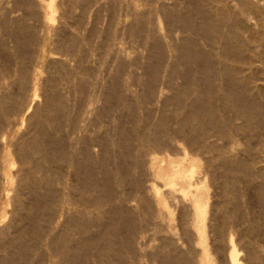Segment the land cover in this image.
<instances>
[{
	"label": "bare ground",
	"instance_id": "bare-ground-1",
	"mask_svg": "<svg viewBox=\"0 0 264 264\" xmlns=\"http://www.w3.org/2000/svg\"><path fill=\"white\" fill-rule=\"evenodd\" d=\"M29 1H31V0H29ZM150 1H148V2L150 3ZM234 1H236V0H234ZM252 1L251 0H238V2H239L238 4H240V5H238L236 3L237 7L241 6V8L238 7L237 10H235V8H233L235 6H231L233 4V2H232V4H230L231 3L230 0H187L188 7H186L187 8L186 12H180L179 11L178 13H176V11H175L174 15H173L172 12H170V13H172L174 22L181 21L180 24L183 25L181 27H184V29L187 31V34L191 35L189 37H185L184 39H182V37H181L182 42H180L179 46H178V42L181 41V40H179L176 43L177 47H175V50H176L177 53L174 51V55L176 53L175 57L176 58L178 57L177 65L176 66L173 65V69L171 68L172 71L168 72V74H170V77L172 78L171 80L179 78L180 81H181L180 85L176 88V90L178 91L177 95H175V96L172 95V98L168 99L167 102H166L168 107H171L170 109H173V112L170 113V111H169L168 115H165V116L163 115L161 117V119L157 121V124L154 125L153 129H151V128L150 129H146V127H143V128H145V130H147L151 134H148L146 131L144 132V130L143 131L140 130V132L142 131L141 133L140 132L139 133L137 132V134L135 133L134 137H133L132 133H130L128 131L122 130L121 133H118L120 136H119V138L117 137L118 138L117 142L119 141L120 137H123L122 138L123 142L121 143L122 148H119V150L120 149L121 150H120V152H118V154L114 152L115 154H117V156H115L116 158H115V160H114V162L112 164H109L110 160L108 158V154H109V152L111 150H113V151L116 150L117 145H115L116 147L111 146V145H113L116 142L111 143V141H110L111 144L109 145V143H108L109 146H106L107 142H106L105 146L100 145V146H102V149L100 151L101 154L99 155L97 153L98 151L97 152L91 151L92 147H94L92 145V143H94L96 140L94 139L95 141L93 142L92 141L93 139L91 140L89 137H88L89 139L86 138V136L89 133H87V135H86L81 130L82 128L80 129V131H82L85 134V137L84 138L80 137L81 139L79 141L78 140H74L75 139L74 135L71 137L73 139H69V140H68V138L65 139V137H66L65 135L63 137H62V135L59 136L61 134L60 133L61 131L59 132V130L61 129V127H63L64 124H66V126H65V128L67 127L66 129H68V128L71 129V127L72 128L76 127L74 125H75V119H77V117L76 118H74L75 116L72 117V115L75 112L71 115L70 110H69L70 107H69L68 103L66 102V98L63 96L62 93H60L61 91L60 92H58L59 90L57 91V89H58L57 86H59L60 83L57 85V83H58L57 79L56 80L53 79L55 76L53 78L50 77L53 80H55V81L52 80L54 82V85H53V87L51 85L52 89L49 90L50 92L47 91L49 93L42 94V95L45 96L44 105L41 108L42 109V113L37 115V116L34 115L35 113H33L32 116H29L30 118L28 117L29 120L30 119L33 120V122L30 120V123L33 126H32L31 130H28V133L25 132V133H27V136L23 135L20 138L19 136L17 137V135H16V138H19L16 142L15 141L13 142L11 139L7 138L6 139L7 141H5L6 143H4L3 139H4L5 136H4V132L3 131H4L5 127L10 125L9 123H7L8 121H6L8 115L11 116L10 113H14L15 116L19 115L20 118H21V115H22L21 122L26 120V119H24V117L27 115V114L25 115V113H27L28 110L30 109V107H32L31 104H33L34 103L33 100L36 99V98H34V96L36 95V90L38 89L37 86H35V87L33 86L34 87V89H33L34 91L33 92L30 91V92H32L33 98L30 99V95H29L28 96L29 97V101L28 102L25 99H23V93L22 92L24 90H26V88L29 86L27 83L32 81V80H29L31 78V77L29 78V75H28V69L29 68L26 70L27 66H26L25 63H27V62H24L25 59H26L24 56L27 55V53L25 54L24 51L26 50V47L28 48V44H27L26 47L23 46L25 48V50H23V49L21 50L18 47V44L21 42V41L19 42V40H17L19 37L15 39V40H17L19 42L16 45L17 48L20 51H23V52L19 53V55L22 53V55H20L19 59L17 57V60H19V61H17L18 62V64H16L17 66L15 68L13 67L12 70H10V67H9L8 70L10 72L8 73L7 76H5L6 74L4 76H5V78H12V82L11 81L10 82L13 85L14 84L17 85L18 88H16V89H18V92L10 93L8 91L9 93H3L2 92L0 94V110H2V112L1 111L0 112H1V114H3L0 117L2 119V120L0 119V144L2 146V148L0 147L1 148L0 149V224H3V221L5 220L4 218L6 216L10 215V214H8V212H9L8 208L11 207V205L14 206L13 208H16L15 212H13L15 214V216H17L19 218L18 220L17 219L16 220L18 221V223H19V220L21 222L19 225L16 222L17 224H15V226H17V225L20 226L22 224L23 220H28L31 223H29L27 221L28 222L27 225H24V227H22L21 229H17V230H16L15 227H14L15 230H13V228L11 227L12 228L11 232L8 230V227H6L7 225L5 226L4 225L5 223L3 224L5 226V229L2 228L1 231H0V264H39L37 258H38V255L41 253V251H40L41 249L40 248L43 245L46 244V243L44 244V243L40 242L39 237L42 236V235H40V233L44 231V230L42 231V229L46 226L45 225L46 224L45 221L47 219L50 220V214H53L52 217L54 216V212L51 213L53 208H54L55 211L59 209L55 205L62 206L63 204L60 205V203H63V202L74 203L75 205H77L76 208H78V205H80V207L78 208L79 209L78 210L79 215L77 217L74 216L75 217L74 218L73 215H71L72 212H70L69 214H66L67 213V210H66L67 208L65 209L66 213H64V214L69 215V218H68V216H67L68 219L66 218L68 220V222H65L66 219H64V221H63L64 225H66L65 230L62 233H59V234L57 233L58 234L57 236L56 235L49 236L50 238L48 240V243L46 244L47 247L45 245V247L47 248L46 250H48V251L45 250L47 253L45 251L43 252V254L46 253L47 255L45 254L46 257L43 256V258H40V259L46 258V260H47L46 264H137L138 262H136V256H137V252L139 250L137 251V248H136L134 243L135 242L138 243L139 240L141 241V238H139L138 241H136L137 239L135 240V238L137 237V236L135 237V234H138L139 231L136 233V228H135L136 226L134 224L135 223L134 220L139 218V217H137L138 215L136 216L137 218L133 217L134 220L131 219L132 222H130L129 221L130 218L125 213H123L125 211H120L118 209H115V207L112 206L113 202L110 203V201H111V198H112L113 189L115 188V187H112V186H114V185H112V178L114 177L116 179V181L120 184V183H123L128 178L129 173H131L134 169H136V168L140 169L141 168L140 169V171H141L142 167H140V166H142V164L138 163V160H140V159H137V158H139V156L141 155L140 157L143 159L142 156H144L145 154L143 155L142 153H144L145 151H147V155L149 154V156L147 158V162L145 163V165L148 166L149 171L151 170L154 179L158 178V179L162 180L161 181L162 185H160V186H162V187L164 186L166 192H165V194H163V192H161L159 185L154 183V179H153V182H152V180L149 181L147 179L149 182H151V184L144 185V186H147L146 187L147 193L149 192L148 194L151 197V199H149V200H152L151 202L154 204V206H152V207H154L159 213L164 212V215H165V216L163 215L164 218L165 217L167 218L169 216L168 212H165V209H166L165 200L168 199V198H170V199H168V201L174 200V196H173V199H171L172 197H169V196H172L171 194H174V192L178 188L177 174L178 175L179 174L183 175V178H185L187 180V186L188 187L185 188V189L180 190V196L179 195L178 196L180 197V199H182V201H183V199L185 200V199L188 198L190 200V202H191V205H189L190 203L188 205H189L190 211H191L190 215H192V217H193V225H192L193 232L191 233L190 230H189V232L191 234L194 233V235L196 237L195 248H197V251L199 252V258L197 259V263L196 264H209L208 248H207V246L205 244V232H204V219H205L206 211H207V209H206L207 208V206H206L207 203H206V200H205V202H204V200H202L203 199V195H202L203 192H205V194H207V185L205 184V182H206V179H208V177L210 178L209 180H211L212 179V175H214V177L215 176L217 177V175H218V177L220 175L222 176L221 180H219L218 177H217V180H219V182H218L219 184H217V185H219L218 188L221 190L220 191V194L222 193L221 196L223 195V200H221L222 205L219 204L222 207L221 206H218V207L216 206V207L219 208L218 212L221 211L220 208H223V209L225 208L224 210L222 209V211H226L227 210L228 213L225 212L227 214L226 215V218H227L226 220L232 219L231 221H233V222L236 221V220H240L238 218H241V216L243 214L238 216L237 215L238 214L237 211L239 210V213L243 212L242 210L244 208L243 209L241 208L240 205H242V203L240 201L244 199L243 198L244 194H247L248 197L251 199V202L253 203L252 206L254 205L258 209L257 210V214H254V212H253V214L250 215L251 217L249 215H247V216H249V220L248 221H250L251 225H253V223H259L260 227H261V224L264 225L263 224L264 223V167L261 166L262 164L261 165L257 164L258 167L255 166L256 167V168L254 167L255 170L252 168L254 165H256V162L258 163L260 161L259 158L264 153V151H263L264 150V143H262V141H261V134L262 133L264 134V132H262V131H264V121H263L264 117H261V113H262L261 107H263L264 104H263V106H260L259 105L260 103L258 104V102H257L258 100L256 99V96L259 97L258 96L259 94L260 95L262 94L264 96V87L262 85L259 87L258 86L259 83L256 85V83H257L256 81L260 80V71H261V74H264V31L262 32V29H261V31L257 30L258 32H262L263 33L262 36L258 38L259 33H257V35H255V36H257V38L256 37H253V38L249 37L248 39H243L242 38V34H240L241 31H239V30H243L244 28H246V26H248L247 23L250 22V20L247 23L245 22L247 20L245 15H247V16L252 15V14H250V12L252 13V11H254L255 8L257 7V6H255L252 3V5H254V7H255V8L253 7L254 9H252V7H251L252 5H250V2H252ZM73 2H75V1H73ZM133 2H134V0H133ZM228 2H230V3H228ZM258 2H255V4L258 3ZM160 3H161V1H160ZM174 3H175V1H174ZM53 4H54V0L48 1L49 9H50V7L52 8ZM184 4H186V3H184ZM161 5H162V3H161ZM172 5H173V3H172ZM1 6H3V4ZM36 6H37V4H36ZM85 6H86V4H85ZM157 7H159V6L157 5ZM165 7L163 6V8H165ZM261 7H263V6H261ZM73 8H75V7H73ZM171 8H173V6H171ZM109 9H110V7H109ZM165 9H163L162 13H164ZM157 10H159V9L157 8ZM257 10H259V8ZM261 10H264V8L261 9ZM71 11H72V8H71ZM166 11H168V10L166 9ZM246 12H248V14H246ZM254 14L255 13H253V15H252L253 17L255 16ZM263 14H264V12H263ZM167 15H169V14H167ZM167 15H166V18H167ZM242 15L245 16V18L241 17ZM257 15H260V14L257 13ZM142 16H144V13H142ZM163 17H165V16H163ZM170 17L171 16H169V18ZM240 17L243 18L242 21H244V19H246L244 21V23L246 24L245 27H244V23L241 21ZM259 17H258V20H260ZM83 18H85V17H83ZM93 18H95V17H93ZM145 18H147V17L145 16ZM232 18H236L237 20L234 21ZM252 18L250 17L248 19H252ZM46 19H50V16H46ZM197 19H199V22L196 21ZM98 20H96V21H98ZM148 20H150V19H148ZM171 21H173V20H171ZM261 21H262V18H261ZM136 22H137V20H136ZM170 22H169V24H172V22L171 23ZM263 22H264V19H263ZM16 23H17V21H16ZM20 23H21V21L18 22L17 24L19 25ZM258 23H260V22H258ZM175 24H178V26L180 27L179 23H174V25L172 24L173 27L171 26V29L175 28L174 27ZM20 26H21V24H20ZM249 26H251V25H249ZM22 27H24V25ZM148 27H149V31H150L151 27L150 26H148ZM17 28H18V30L19 29L21 30V27L19 28V26H18ZM158 28H160V26ZM158 28H156V29L158 30ZM177 29H179V28H177ZM146 30H148V28ZM159 30H160L159 31V33H160L161 29H159ZM180 30L179 31H175V33H178V32L180 33ZM167 31H169V30H167ZM252 31H253V29H252ZM113 33H114V31H113ZM157 33H158V31H157ZM172 33H174V32L172 31ZM182 33H184V32H181V35H183ZM8 34H9V32H8ZM10 34H11V32H10ZM105 35H106V33H105ZM156 35H158V34H156ZM169 35H171V33ZM185 35H183V37ZM193 35L198 36V40L205 39L204 41H207V43H208V49H204L203 50L200 47L201 44L199 46L198 43H197L198 42L197 39H196L197 37L194 36L195 37L194 38ZM202 35L204 36V38H202L203 37ZM4 36H6V35H4ZM24 36H26V35H24ZM27 36H28V34H27ZM112 36H111V38H112ZM165 36H167V35H165ZM243 37H244V32H243ZM157 38L159 39V37H157ZM168 38L169 37H167V39ZM217 38H219L218 40L221 41V46L220 47L217 46L218 48H215V44L217 43L215 41H216ZM246 38H247V36H246ZM30 39H32V37ZM30 39L28 38V40H27V37H25L23 39V41L27 40L28 42H30L29 41ZM106 39H108V38H106ZM27 41L26 42L24 41V42L27 43ZM159 41H160V39H159ZM254 41H256L257 44H255L256 42L254 43ZM145 42H147V41H145ZM22 43L23 42H21L20 44H22ZM25 43H23V45ZM252 43L255 44L254 46L257 45L256 46L257 48L256 47L254 48V46H252ZM163 45H165V44H163ZM168 45L169 44H167V46ZM171 46H172V48H174L173 45H171ZM168 47H170V46H168ZM172 48L170 47L171 51L173 50ZM214 48L216 49L215 50V54H214ZM18 51L17 52L14 51V52L18 53ZM70 51L72 52V50H70ZM87 51H89V50H87ZM151 51L154 52V53H152V55H154L152 57H156L158 59L161 58V57H159V53L162 52V51L159 49L158 45L154 44V50H151ZM5 52H7V51H5ZM26 52H28V50H26ZM80 52H81V50H80ZM244 52H246V53L244 54ZM82 54H83V52H82ZM15 55H18V54H15ZM0 56H2V53L0 54ZM2 58L5 59L4 57H2ZM70 58H72V57H70ZM87 58H90V57H87ZM30 59H31V57H30ZM158 59L157 60L155 59V60L160 62ZM171 59H172V57H171ZM27 60H28V58H27ZM90 60H92V59H90ZM61 61H63V60L61 59ZM256 61L262 63V64H260L261 67L258 66L261 69H257L258 67H255L254 65H252V63H256ZM1 62H3V61H1ZM4 62L6 64L7 59H5ZM4 62H3V65L5 66ZM76 63L78 64L79 62H76ZM63 65L61 63L60 66L62 67ZM88 65L90 66V64H88ZM180 65H181L182 69H180V67H179ZM257 65H258V63H257ZM4 66H2V67H4ZM25 66H26V68H25ZM6 67H8V66H6ZM64 67L66 68V66H64ZM5 68H3V69L1 68L2 70L0 69V71H1L0 73H2ZM157 68H159V67H157ZM163 68H164V66H163ZM5 70H7V68ZM5 70H4V72H6ZM8 70H7V72H8ZM67 70H71V69L67 68ZM67 70L65 71L66 72L65 75H64L65 77L69 76V74H68L69 71H67ZM60 71H61L60 75L64 73L62 70H60ZM152 71H153V68H152ZM155 71H156V69H155ZM67 74H68V76H67ZM77 75H79V74H76L75 76L77 77ZM2 76H3V74H2ZM68 78H67V80H68ZM72 78H75V77H72ZM72 78H70V79H72ZM79 78H77V80ZM168 78H169V76H168ZM32 79H34V78H32ZM58 79L66 80L63 76L58 77ZM109 80H112V79H109ZM152 80H154V79L152 78ZM80 81H82V79ZM125 81H127V79H125ZM254 81H255L254 85H256L257 88L255 86H253V87L251 86V82H252V85H253ZM36 82L37 81H35V85H36ZM116 82L118 83V81H115L114 84ZM147 83H149V82H147ZM32 84H34V83H32ZM79 84H80V82H79ZM67 85H68V83H67ZM75 85H76V83H75ZM146 85H148V84H146ZM174 85H173V87H174ZM95 86L97 87V85H95ZM102 86H104V85H102ZM117 86H119V85H117ZM121 86L123 87V85H121ZM6 87H7V85H6ZM112 87H110V88H112ZM254 87H255V89H254ZM62 88L59 87V89H61V90H62ZM68 88H69V85H68ZM70 88H72V87H70ZM134 88H136V87H134ZM151 88H153V87H151ZM170 88H171V86H170ZM96 89H98V88H96ZM91 90L95 91L93 89H91ZM118 90L116 89L115 91L117 92ZM14 91H16V90H14ZM98 91H99V89H98ZM108 91H110V90H108ZM119 91H121V90H119ZM152 91L154 92V89ZM25 92H24V94H25ZM159 92L162 93V91H160V90H159ZM76 93H77V91H76ZM91 93H93V92H91ZM114 93H112L113 97H114L113 99H118V100L120 99L122 101L123 98L121 99V97L119 96V94H121V93L118 94L119 98ZM126 93H127V91H126ZM27 94H28V92H27ZM94 94H96V93H94ZM105 94H106V92H105ZM112 94H110V97H111ZM160 94L158 93V97L157 96L156 97L159 98ZM155 95H157V94H155ZM81 96L82 95H80V97ZM99 96H98V98H99ZM105 96H104V98H105ZM24 97H27V96H24ZM85 97H86V94H85ZM260 97H259V99H260ZM98 98H97V100H98ZM125 98H126V96H125ZM144 98H142V99H144ZM166 98H168V97L166 96ZM262 99H260V100L262 101ZM22 100H25L26 103L22 102ZM90 100L93 101V99H90ZM90 100L87 99V102L90 103L91 102ZM85 101L86 100H84V102ZM147 101H148V99H147ZM123 102H125V101H123ZM148 102H151V101H148ZM76 103L77 102L75 101V104ZM107 103L108 102H105V104H107ZM109 103L106 106H109L110 105ZM111 103H113V102H111ZM125 103H127V101ZM72 104H73V102H72ZM75 104H74V106H75ZM86 104L87 103H85V107H86ZM102 104H103V100H102ZM113 105H114V103H113ZM115 105H117V104H115ZM126 105L128 106V104H126ZM82 106H83V103H82ZM88 106H89V104H88ZM122 106L123 105H121V108H122ZM1 107L3 109H1ZM115 107H117V106H115ZM79 108H81V107H79ZM109 108H111V107H109ZM121 108H120V111L122 110ZM125 108H123V109H125ZM130 108L131 107H129V109ZM102 109L103 108H101V111H102ZM106 110L107 109L105 108V111L103 110V112L106 113ZM162 110H164V109H162ZM92 111H94V110H92ZM101 111H100V113H101ZM132 111H133V109H132ZM17 112H19L21 115L19 113L16 115L15 113H17ZM95 112H96V110H95ZM76 113H78V112H76ZM82 113H84V112H82ZM98 113H99V111H98ZM128 113H130V112H128ZM263 113H264V109H263ZM106 114H109V112H107ZM137 114H138V112H137ZM78 115H80V114H78ZM101 115H103V114L101 113ZM131 115H132V113H131ZM76 116H77V114H76ZM107 116L108 115H106V118H108ZM115 117L117 118V116H115ZM14 118L15 117L12 116V120L19 122L20 118H19V120L14 119ZM17 118H18V116H17ZM142 118L144 119V117H142ZM145 118H147V117L145 116ZM78 119L81 121L80 118H78ZM111 119H110V121H111ZM170 119L174 120L172 122L175 124L174 126H176V128H177L176 132H178V134H180L179 137L182 138V140H181V138H178L179 141H183L184 144H183V142H182V144L185 147H187V146L188 147L189 146L190 147H192V146L196 147L197 146L196 147L197 149L195 148L196 151L200 149L199 150L200 152L199 151H197V152L195 151V154H197L198 156L203 158L202 160H205L204 163H206L205 166L203 167L202 171H201V173H202L201 181H200V176L197 175L199 173L198 162L195 160L196 159L195 157H192L191 155H189L191 157L188 156V152L189 151L186 152V149H188V148H184L183 146H181V149H183V150L181 151L180 157L178 159H174V158L165 159L166 157L165 158L161 157V156L157 157L156 155L152 154L155 151L157 152V150H159V149L160 150L161 149L166 150L165 147L168 146V144L166 142V140L168 139L167 135L169 134V131L171 129V126L169 127V125L167 124L166 121H168V123H169ZM237 119L241 120V121H239L240 123L239 122L235 123V121H237ZM144 120H147V119H144ZM83 121H84V119H83ZM97 121H99V120H97ZM100 121H101V119H100ZM103 121H105V120H103ZM129 121H130V119H129ZM4 122H6V125L3 126ZM63 122H64V124H63ZM82 122L81 123L79 122V123L82 124ZM119 122H121V121H119ZM145 123H146V121H145ZM22 124L20 123L21 126H22ZM96 124L98 125L99 123H96ZM89 125H91V124H89ZM148 125L145 124V126H147V127H148ZM10 126H12V125H10ZM78 126H81V125H77L76 128H78ZM131 126H133V125H131ZM99 127H100V125L98 127H96V128H99ZM15 129H18V128L15 127ZM86 129L88 130V125H87ZM86 129H83V130L85 131ZM125 129H129V128H125ZM9 130H10V128H7V130H6L8 132V135L13 134V133H9ZM11 130L14 131V129H11ZM77 130L78 129H76V134L78 133ZM17 131H19V129ZM94 131L96 132V134H99V135L101 133V132L97 133L98 131H96V130H94ZM246 131L247 132L249 131V132L257 133L256 136H258V139H259L258 142H257V147L258 148L256 147L257 151L255 149V151H256V153L258 155L259 161L257 159L256 162H251V163H254V165L252 167H250L252 164L250 166L248 164H245L246 160L243 162L241 158H240L241 161L238 160L237 162H234L235 159L234 160L231 159L230 161H228V156L225 155V154H227L225 152V150L228 149V150L231 151V150H233V148L229 149V148L224 147L223 145H219L220 149H221V146L225 148V150H222V149L220 150L219 147H217L218 145H215V143L213 144L212 142L210 143L207 140V136L210 137L212 135L213 136L217 135L219 139H223L224 141L227 140L226 142H230L229 140H231L233 138L236 139V136L237 137L239 136L238 134L242 135L243 133H246ZM116 133H117V131H116ZM162 133L164 135H162ZM15 134H17V133H15ZM248 134L250 135L251 133H248ZM248 134L246 136H248ZM149 135H151V136H149ZM174 135L175 134L173 132H171L169 136H174ZM100 136L104 137L106 135L103 133V135H100ZM111 136H113V135H111ZM254 136H255V134H254ZM11 137L13 139V135ZM94 137H96V135ZM132 137L134 138L135 141L138 142V145L136 146L137 147L136 151H134L132 149L134 151V153H132L130 151V149H131L130 147L132 146L130 144L131 143L130 141H132V140H130V139ZM166 137H167V139H166ZM251 137H253V136L250 135L249 138H251ZM96 138L100 139L101 137L100 138L96 137ZM243 138H244V136H243ZM245 138H247V137H245ZM106 139H108V138H106ZM175 139H177V138H175ZM235 139H233V141L231 140L232 142H234V144L236 142ZM99 141L101 142V140H99ZM244 142H246V141H244ZM232 144L233 143H231L230 145H232ZM103 145H104V143H103ZM247 145L249 146V143ZM10 146H12L11 147L12 150L10 149ZM110 146L113 147V148L111 149ZM133 146H135V145H133ZM177 147H179V145ZM230 147H235V146L232 145ZM177 149H179V148H177ZM192 149H194V148H192ZM235 150H237V149H235ZM113 151H111L110 154H112ZM92 152L97 153L98 155L93 154ZM191 152L192 151H190V153ZM192 154H193V152H192ZM243 155H244V153H243ZM229 156H230V158H232L231 155H229ZM110 158H112V155H111ZM163 161H166V165L161 164V163H163ZM231 161H233V162H231ZM249 161H251V160H249ZM247 163H249V162H247ZM16 164H17V166L14 167V165H16ZM62 164H64L63 166H65V168L67 170L70 169V171H71L70 173H72L73 175L76 176L77 179L72 177V178L76 179L75 180L76 182L75 181L72 182V181H69V180L66 179L67 178L66 176L69 175L70 173H68V174L66 173L67 175L65 176V173L62 170ZM202 165H204V164H202ZM110 167L112 169H110ZM138 167H140V168H138ZM14 169H15V171H14ZM151 172H149V173H151ZM149 177H150V174H149ZM68 179H69V177H68ZM129 179L130 178H128V182H129ZM133 179H134V177H133ZM140 181H142V180H140ZM241 181L245 182V185H242L244 188L240 187V184L242 183ZM255 181H257V182H255ZM125 182H127V181H125ZM209 182L210 181H207L206 183H209ZM212 182H210V183H212ZM239 182H240V184H239ZM142 184H143V182H142ZM183 184H184V182H183ZM133 185L135 187H137V190H135V192H140L141 185H139V178L138 177L135 180H133ZM212 186H214V185H212ZM60 187H62V189H65V190L64 191H59ZM219 189H218V191H219ZM131 190H133V188H131ZM11 191H13L14 193L11 194L12 193ZM60 192H62V193H60ZM75 192L79 193V196H77L78 194L76 195ZM125 193H128V192H125ZM147 193H145V194L148 195ZM166 193H168L170 195L166 196L167 198L164 200L165 197H163V196L166 195ZM21 194H23V196H21ZM145 194H143V196L139 195V194H138L139 196L138 195H136V196H138L139 203L141 205H143V209H145V211L147 212L148 209H146V198H145L146 196L144 197ZM149 196H147V198H149ZM176 196H177V194H176ZM178 196H177V199H179ZM126 198H128V197H126ZM246 198H247V196L245 197V199ZM114 199H116V198L114 197ZM118 199H120V198H117V200ZM149 200L147 201V204H149L148 203ZM127 201H128V199H127ZM248 201H250V200L248 199ZM248 201L245 200V203L246 202L248 203ZM239 202L241 203L240 205H239ZM3 203L4 204L7 203V205L8 204H11V205H8L9 207H7L5 209V207L2 206ZM104 204L107 205L106 206L107 207L106 210L103 211L101 209L103 211V212H101V214H102L101 216H103V213H104L105 217H106L104 221H100V223H98V222H94V219H92L93 223H91L92 222L91 218L89 220L86 219V218L83 219L82 216H86L87 215L85 213H87L88 211L87 212H85V211L88 210V208H87L88 206L89 207L93 206V208L95 207V208L99 209V207L101 205L104 206ZM130 204H131V202H130ZM170 204H171V202H170ZM170 204H168L169 208H171V206H169ZM121 206H122V204H121ZM147 206H150V205H147ZM178 206H179V204H178ZM178 206H176V207H178ZM124 207H125V205H124ZM126 207H129V206H126ZM238 207H240L242 210L239 209ZM60 208L62 210H64L63 208H65V206H62ZM76 208L74 209V211H76ZM93 208H91V209L93 210ZM117 208H118V206H117ZM135 208H136V206H135ZM141 208H142V206H141ZM84 209H85V211H84ZM97 209H94V212H96V214L98 213ZM21 210H23L24 212L21 213ZM72 210L73 209H71V211ZM121 210H122V208H121ZM129 210H131L130 207H129ZM152 210H154V209H152ZM240 210H241V212H240ZM248 210H247V213H252V210H250V209H248ZM12 211H14V210H12ZM12 211H10V212L12 213ZM135 211H137V210H135ZM180 211H182V210H180ZM59 212H61V211L60 210L58 211V215H59ZM62 212H64V211H62ZM129 212H133V211H129ZM211 212H213V211H211ZM90 213H92V212L90 211ZM214 213H215V211L213 212V214ZM221 213H223V212H221ZM55 214L57 215V213H55ZM129 214H131V213H129ZM137 214H139V213H137ZM244 214H245V212H244ZM159 215L160 214H158V216ZM222 215L223 214H221V216ZM161 216H162V214H161ZM161 216H159V217H161ZM184 216H185V214H184ZM184 216H183V218H184ZM221 216H220V218H222L221 219L222 222H220V221L219 222L221 224L222 223L225 224L224 223V222H226V221H224L225 220L224 219L225 215H223L222 217ZM64 217L61 216V218H64ZM88 217H89V215L87 216V218ZM6 218H8V217H6ZM61 218H60V220H62ZM244 218H246V215H244ZM244 218L242 217V220H244ZM55 219H56V216H55ZM95 220H99V219H96V217H95ZM54 221H56V220H54ZM135 221L137 222V220H135ZM244 221H247V220H244ZM47 222H49V221H47ZM60 222H62V221H60ZM138 222H139V220H138ZM138 222L136 224H138ZM177 222H178V220H177ZM207 222H208V220H207ZM184 223H185V221H184ZM226 223H229V221H227ZM25 224H26V222H25ZM180 224H181V222H180ZM93 225H95L94 228L95 227L97 228L96 231L93 228L94 231L97 232V233L95 235H90V233L92 232V230H90V228ZM189 225H191V223H189ZM2 226H0V227H2ZM51 226H53V225H51ZM166 226H167V230L169 232H171L169 224H167ZM182 226H184V225H181V227ZM214 226H216V227H214ZM47 227H50V226H47ZM63 227H61V228H63ZM181 227L178 228V229H181ZM186 227L188 228V225H185V229H187ZM211 227H212V224H211ZM213 227L214 228H212V229H214L216 231V234L221 235V231L223 230L222 226L215 224V225H213ZM256 227H257V225H256ZM17 228H19V227H17ZM234 228H235V226H234ZM253 230H254V228H253ZM250 231L254 232L255 230L252 231V228H251ZM13 232H15V233H13ZM178 232H180V231H178ZM186 232H188V229L186 230ZM223 232H224V230H223ZM259 232H261V231H259ZM48 233H50L49 230H48ZM139 233H141V232H139ZM144 233H146V232H144ZM239 233H241V232H239ZM46 234H47V232H46ZM54 234H56V233H54ZM92 234H94V233L92 232ZM251 234H254V233H251ZM259 235L264 236L263 233H259ZM208 237H209V235H208ZM224 237L226 238V236H224ZM44 238H45V235H44ZM187 238H188V235H187ZM46 239H47V237H46ZM46 239H44V240H46ZM154 239H155V237H154ZM217 239H218V237L216 238V240L214 238V241H216L215 242L216 243L215 252H216V250H218L219 253H220L221 251L224 250L223 248L225 246L226 255L225 256L222 255L223 257H226L225 262H227V264H240L239 263V258L240 257H239V250H238V248L240 246H238V248L236 247V245L234 243V240L232 239L231 234L228 236L226 242L224 241L225 239L224 240L222 239V237H220L218 240ZM44 240H43V242H45ZM149 241H148V243H149ZM188 241L190 242V240H188ZM209 241H210V239H209ZM222 241L224 243H222ZM253 241L254 240H252V242H250V243L248 241L247 243H249L251 245V243H253ZM40 243L43 244V245L40 246L41 245ZM178 243H180V242H178ZM220 244L221 245L223 244V247L220 246ZM143 245L145 246V244H143ZM159 245L157 246L158 248L156 250H154V253L152 255H154L156 257L155 259H157V257L160 259V264H191L188 261V258H189V257H187L188 253H185V252L178 253L177 252V254H175L174 256L173 255L171 256L168 253V251H167L168 250V248H167L168 244L165 243L164 245L162 244V246H159ZM245 246H248V245L246 244ZM252 246H253V244H252ZM252 246L249 247V248L247 247L246 249H243V250L246 251L245 257L248 258V261L254 262V264H264V256H261L260 254L258 255L257 254L258 251L256 252V248L255 249L253 248L255 246H253V247ZM241 247H242V245H241ZM241 247L239 249H241ZM43 248H42V250H43ZM141 248H143V247H141ZM89 250L90 251L92 250L91 254L88 253ZM184 250H185V248H184ZM143 251H144V249L142 250V252ZM218 251H217V254H218ZM139 252H141V251H139ZM225 252H224V254H225ZM147 253H149L148 250H147ZM88 254H90V255H88ZM145 254H146V252H145ZM213 254H211V255H213ZM221 254H223V253H221ZM40 255H42V254H40ZM139 255H140V253H139ZM142 255H144V254H142ZM150 255L151 254H148V256H150ZM192 255H191V258L193 257ZM144 256H146V255H144ZM154 256H152V257H154ZM214 256L216 257V255H214ZM215 257H214V259H215ZM223 257H221V258H223ZM145 259H147V256H146ZM149 259H151V258H149ZM145 261H142V262H145ZM139 262H140V259H139ZM155 263H156V261H155ZM157 264H158V261H157ZM224 264H226V263H224Z\"/></svg>",
	"mask_w": 264,
	"mask_h": 264
},
{
	"label": "rangeland",
	"instance_id": "rangeland-1",
	"mask_svg": "<svg viewBox=\"0 0 264 264\" xmlns=\"http://www.w3.org/2000/svg\"><path fill=\"white\" fill-rule=\"evenodd\" d=\"M34 1V2H33ZM48 1H50V0H31V1H27V0H0V52L2 53V56H0L1 58V60H0V67L3 69V68H5L6 66H8V67H6L7 68V70L9 69V67H10V70H12V68L14 67H16L17 65L16 64H18V62L17 61H19V60H17V57H18V59L20 58V55H22V53L19 55V53L20 52H23V51H20L19 49H23V50H25V48L24 47H26L27 46V44H28V48L26 47V50H28V52H26V50L24 51L25 52V54L27 53V55H25L24 57L26 58L25 59V61L24 62H27V63H25L26 64V66H27V68H26V66H25V68H26V70L28 69V75H29V80H32L31 82H28L27 84L29 85H27L28 87L26 88V90H24L22 93H23V99H25L27 102L29 101V95H30V99H32L33 98V96H32V92L34 91L33 89H34V87L35 86H37V90H36V95L34 96V98H36L35 100H33L34 101V103L33 104H31L32 105V107H30V109L28 110V112L27 113H25V117H24V119H26V120H24V121H22L21 122V118H22V115L19 113V112H17V113H15L16 115L19 113L20 115H21V118H20V116L19 115H17L18 116V118H17V116H15L14 115V113H10V115L11 116H9L8 115V117H7V120L6 121H8L7 123H9L10 125H12V126H7V127H5L4 128V136L6 137H4V143H6L5 141H7L6 139L7 138H9V139H11L13 142L15 141H17L19 138H16V135H17V137L19 136L20 138L23 136V135H26L27 136V133H28V130H31L32 129V124L30 123V120L33 122V120L32 119H28V117L29 116H32L33 115V113H35L34 115H39V114H41L42 113V107H43V105H44V100H45V96L44 95H42V94H45V93H49L50 91L49 90H51L52 89V87H53V85H54V82L53 81H55L56 79H57V85L59 84V86H57L58 87V89H57V91L58 92H60V93H62L63 94V96L66 98V102L68 103V105H69V110H70V113H71V115L75 112H78V113H76L77 114V116H76V114L74 113L73 115H72V117L73 116H75L74 118H76L77 117V119L78 118H80L81 119V121L78 119H75V125L74 126H76L77 127V125H81V126H78V128H72L71 127V129L70 128H68V129H66L65 128V126H66V124H64V122H63V127H61V129L59 130V132L61 133H59L60 135L59 136H61L62 135V137L65 135L66 137H65V139H67L68 138V140L69 139H73V138H71L73 135L75 136L74 138V140H80L81 138H84L85 137V134L87 135V133H89L87 136H86V138H90L94 143H92V145L94 146V147H92V150L91 151H94V152H97L99 155L101 154L100 153V151H101V149H102V146H105V144H106V142H107V144H106V146H109L111 143H114V142H116V143H114L113 145H111V146H113V147H116L115 145H117V147H116V150H111V151H113L112 152V154H110L111 153V151L109 152V154H108V158H109V160H110V162H109V164H112L113 162H114V160H115V156H117V154H118V152H120V150H119V148H122V146H121V143L123 142V137H120V139H119V143L117 142V140H118V138H119V134L118 133H121V131L122 130H124V131H128V132H130V133H132V135H133V137H134V134L136 133L137 134V132L139 133L140 132V130H144V132L146 131L148 134H151V133H149L147 130H145V128H143V127H146V129H153V127H154V125L155 124H157V121L158 120H160L161 119V117L164 115H168V113H169V111H170V113H172L173 112V109H170L171 107H168V105L166 104V102H167V100L168 99H170V98H172V95L173 96H175V95H177V93H178V91L176 90V88L180 85V83H181V81H180V79L179 78H176V79H174V80H171L172 78L170 77V74H168V72H171L172 71V69H173V65L174 66H176L177 65V61H178V57L176 58L175 56H176V50H175V47H177V42L179 41V40H181V37H182V39H184L185 37H189V36H191L190 34L188 35L187 34V31L184 29V27H181V26H183V25H181L180 23H181V21H179V22H174V19H173V16H172V13H173V15H174V13H175V11H176V13H178L179 11L180 12H186L187 11V8L186 7H188V4H187V0H134V2H133V0H54V4H53V6H52V8L50 7V9H49V7H48ZM73 1H75V2H73ZM95 1V2H94ZM114 1V2H113ZM131 1V2H130ZM148 1H150V3L148 2ZM160 1H161V3H162V5H161V3H160ZM164 1V2H163ZM174 1H175V3H174ZM185 1V2H184ZM252 1V0H251ZM260 3H259V2ZM70 2V3H69ZM138 4H137V3ZM140 2V3H139ZM153 2V3H152ZM169 2V3H168ZM183 2V3H182ZM231 2V3H230ZM230 2H228V3H230V4H232V2H233V4L231 5V6H235V7H233V8H235V10H237V8L238 7H240L241 8V6H238L237 7V4L239 3L238 2V0H236V1H232V0H230ZM255 2H258V3H256L255 4ZM26 3V4H25ZM89 5H88V4ZM160 3V4H159ZM172 3H173V5H172ZM178 3V4H177ZM184 3H186V4H184ZM235 3V4H234ZM237 3V4H236ZM252 3L255 5V6H257L256 8L258 9L259 8V10H257L255 7H254V5H252ZM3 4V6H1ZM14 4V5H13ZM20 4V5H19ZM29 4V5H28ZM36 4H37V6H36ZM73 4V5H72ZM85 4H86V6H85ZM127 4V5H126ZM141 4V5H140ZM184 4V5H183ZM259 4V5H258ZM264 0H253L252 2H250V5H252L251 7H252V9H254L255 8V10L254 11H252V13L250 12V14H252L253 15V13H255L254 15V17L252 16V15H250V16H247V15H245L246 16V19H244V21L247 23L249 20H250V22H248L247 24H248V26H246V24L244 23V21H242L243 20V18H245V16H241V17H243V18H241L240 17V19H241V21L244 23V27L246 26V28H244L243 30H239V31H241V33L240 34H242V38L243 39H248L249 37L250 38H253V37H256L257 38V36H255V35H257V33H259V35H258V38L259 37H261L262 36V32L264 31L263 29V27H264V22H263V19H264V14H263V12H264V10H261V9H263L264 8ZM44 5V6H43ZM61 5V6H60ZM157 5L159 6V7H157ZM161 5V6H160ZM167 5V6H166ZM186 5V6H185ZM238 5H240V4H238ZM12 6V7H11ZM31 6V7H30ZM83 6V7H82ZM90 6V7H89ZM163 6L169 11H166V9L165 8H163ZM171 6H173V8L175 9H173V8H171ZM261 6H263V7H261ZM8 7V8H7ZM14 7V8H13ZM27 7V8H26ZM59 7V8H58ZM73 7H75V8H73ZM82 7V8H81ZM109 7H110V9H109ZM151 7V8H150ZM254 7V8H253ZM261 7V8H260ZM71 8H72V11H71ZM157 8L159 9V10H157ZM171 10H170V9ZM184 8V9H183ZM239 8V9H240ZM7 9V10H6ZM29 9V10H28ZM34 9V10H33ZM49 9V10H48ZM99 9V10H98ZM116 9V10H115ZM141 9V10H140ZM146 9V10H145ZM149 9V10H148ZM163 9H165V11H164V13H162L163 12ZM28 10V11H27ZM65 10V11H64ZM67 10V11H66ZM130 10V11H129ZM156 10V11H155ZM173 10V11H172ZM185 10V11H184ZM94 11V12H93ZM111 11V12H110ZM158 11V12H157ZM258 14H260V15H257V13ZM261 11V12H260ZM44 12V13H43ZM48 12V13H47ZM67 12V13H66ZM90 12V13H89ZM110 12V13H109ZM146 12V13H145ZM152 14H151V13ZM160 12V13H159ZM168 12V13H167ZM170 12H172V13H170ZM5 13V14H4ZM86 13V14H85ZM96 13V14H95ZM108 13V14H107ZM116 13V14H115ZM142 13H144V16H142ZM45 14V15H44ZM50 14V15H49ZM124 14V15H123ZM150 14V15H149ZM154 14V15H153ZM167 14H169V15H167ZM246 14H248V12H246ZM8 15V16H7ZM91 15V16H90ZM149 17H148V16ZM165 16V17H163V16ZM166 15H167V18H166ZM257 15V16H256ZM263 15V16H262ZM45 16V17H44ZM46 16H50V19H46ZM62 16V17H61ZM124 16V17H123ZM145 16L147 17V18H145ZM155 16V17H154ZM169 16H171L170 18H169ZM260 16V17H259ZM83 17H85V18H83ZM93 17H95V18H93ZM127 17V18H126ZM252 18V19H248V18ZM258 17L260 18V20H258ZM24 18V19H23ZM30 18V19H29ZM80 18V19H79ZM92 18V19H91ZM124 18V19H123ZM152 18V19H151ZM162 18V19H161ZM197 18V17H196ZM261 18H262V21H261ZM12 19V20H11ZM98 20V21H96V20ZM137 20V22H136V20ZM148 19H150V20H148ZM234 21H236L237 19L236 18H232ZM255 19V20H254ZM2 20V21H1ZM11 20V21H10ZM94 20V21H93ZM148 20V21H147ZM159 20V21H158ZM161 20V21H160ZM169 20V21H168ZM171 20H173V21H171ZM255 22H254V21ZM16 21H17V23L18 22H20L21 21V26H20V24L18 25L17 23H16ZM47 21V22H46ZM87 21V22H86ZM114 21V22H113ZM116 21V22H115ZM172 22V24L174 25V23H179V25H180V27L178 26V24H175V28H172L171 29V26H172V24H169V22ZM197 22H199V19H197L196 20ZM77 22V23H76ZM86 22V23H85ZM123 22V23H122ZM159 22V23H158ZM170 22V23H171ZM174 22V23H173ZM258 22H260V23H258ZM7 23V24H6ZM11 23V24H10ZM81 23V24H80ZM88 23V24H87ZM94 23V24H93ZM96 23V24H95ZM122 23V24H121ZM157 23V24H156ZM80 24V25H79ZM155 26H154V25ZM159 24V25H158ZM263 24V25H262ZM16 25V26H15ZM24 25V27H22ZM83 25V26H82ZM178 27H177V26ZM249 25H251V26H249ZM262 25V26H261ZM10 26V27H9ZM15 26V27H14ZM19 26V28L21 27V30L19 29L18 30V27ZM145 26V27H144ZM147 26V27H146ZM148 26H150L151 27V29H150V31H149V27ZM160 26V28H158ZM162 26V27H161ZM165 26V27H164ZM254 26V27H253ZM154 27V28H153ZM173 27V26H172ZM17 28V29H16ZM35 28V29H34ZM135 28V29H134ZM148 28V30H146V29ZM156 28H158V30L156 29ZM163 28V29H162ZM167 28V29H166ZM170 28V29H169ZM177 28H179V29H177ZM30 29V30H29ZM109 29V30H108ZM159 29H161V32L159 33ZM181 29V30H180ZM183 29V30H182ZM251 29V30H250ZM252 29H253V31H252ZM255 29V30H254ZM261 29H262V32H258V31H261ZM3 30V31H2ZM14 30V31H13ZM17 30V31H16ZM111 30V31H110ZM135 30V31H134ZM167 30H169V31H167ZM180 30V33L178 32V33H175V31H179ZM246 30V31H245ZM258 30V31H257ZM32 31V32H31ZM113 31H114V33H113ZM157 31H158V33H157ZM172 31L174 32V33H172ZM244 32V37H243V32ZM8 32H9V34H8ZM10 32H11V34H10ZM181 32H184V33H182L183 35H185L184 37H183V35H181ZM186 32V33H185ZM253 32V33H252ZM14 33V34H13ZM23 33V34H22ZM105 33H106V35H105ZM154 33V34H153ZM164 33V34H163ZM171 33V35H169ZM256 33V34H255ZM19 34V35H18ZM21 34V35H20ZM27 34H28V36H27ZM115 34V35H114ZM147 34V35H146ZM152 36H151V35ZM156 34H158V35H156ZM4 35H6V36H4ZM24 35H26V36H23ZM33 35V36H32ZM110 35V36H109ZM113 35V36H112ZM165 35H167V36H165ZM178 35V36H177ZM247 36V38H246V36ZM251 35V36H250ZM253 35V36H252ZM15 36V37H14ZM22 38H21V37ZM111 36H112V38H111ZM172 36V37H171ZM197 37L196 39H197V43H198V45L200 46V44H201V48L204 50V49H208V43H207V41H204L205 39H202V40H198V36H196V35H193V37ZM203 36V35H202ZM19 37V38H18ZM25 37H27V40H28V38L30 39L31 37H32V39H30L29 41L30 42H28L27 40H24L25 42L27 41V43H25L24 41H23V39L25 38ZM89 37V38H88ZM157 37H159V39H160V41H159V39L157 38ZM163 37V38H162ZM167 37H169L168 39H167ZM178 37V38H177ZM194 37V38H195ZM16 38H18L17 40H19V42L21 41V42H23V43H25L24 45H23V43L22 44H20L17 40H15ZM22 40H21V39ZM87 38V39H86ZM106 38H108V39H106ZM172 38V39H171ZM202 38H204V36L202 37ZM11 39V40H10ZM36 39V40H35ZM81 39V40H80ZM146 39V40H145ZM177 39V40H176ZM219 38H217L216 39V41L215 42H217L216 44H215V48H218L217 46H221V41L220 40H218ZM84 40V41H83ZM143 40V41H142ZM167 40V41H166ZM12 41V42H11ZM16 41V42H15ZM65 41V42H64ZM88 41V42H87ZM145 41H147V42H145ZM158 41V42H157ZM200 41V42H199ZM80 42V43H79ZM162 42V43H161ZM168 42V43H167ZM180 42H182V40L181 41H179L178 42V46L180 45ZM220 42V43H219ZM256 41H254V43H255ZM2 43V44H1ZM19 43V44H18ZM31 43V44H30ZM86 43V44H85ZM90 43V44H89ZM146 43V44H145ZM18 44V47H19V49L17 48V45ZM65 44V45H64ZM82 44V45H81ZM84 44V45H83ZM153 44V45H152ZM154 44H156V45H158V47H159V49L162 51V52H160L159 53V57H161L160 59H158V58H156V57H152V56H154V55H152V53H154V52H152L151 50H154ZM163 44H165V45H163ZM167 44H169L168 46H170L171 48H172V46L171 45H173V47L174 48H172L173 50L171 51V49H170V47H168L167 46ZM206 46H205V45ZM220 44V45H219ZM255 44H257V42L255 43ZM255 44H253L252 43V46H254ZM2 45V46H1ZM21 47H20V46ZM146 45V46H145ZM203 45V46H202ZM24 46V47H23ZM257 46V45H256ZM256 46H254V48L256 47ZM23 47V48H22ZM3 48V49H2ZM69 48V49H68ZM214 48V54H215V49ZM257 48V47H256ZM6 49V50H5ZM19 51H18V50ZM89 50V51H87V50ZM70 50H72V52L70 51ZM80 50H81V52H80ZM83 50V51H82ZM86 50V51H85ZM169 50V51H168ZM4 51V52H3ZM5 51H7V52H5ZM17 52L18 51V53H15V52ZM65 53H64V52ZM174 51L176 52L175 53V55H174ZM10 52V53H9ZM35 52V53H34ZM75 52V53H74ZM82 52H83V54H82ZM89 52V53H88ZM217 52V51H216ZM0 53V54H1ZM14 53V54H13ZM72 53V54H71ZM81 53V54H80ZM246 52H244V54H245ZM6 54V55H5ZM15 54H18V55H15ZM31 54V55H30ZM69 54V55H68ZM71 54V55H70ZM148 54V55H147ZM169 54V55H168ZM9 55V56H8ZM64 55V56H63ZM66 55V56H65ZM81 55V56H80ZM166 55V56H165ZM28 56V57H27ZM36 56V57H35ZM63 56V57H62ZM86 56V57H85ZM2 57H4L5 59H7V62H6V64H5V59H3ZM30 57H31V59H30ZM68 57V58H67ZM70 57H72V58H70ZM87 57H90V58H87ZM165 57V58H164ZM169 57V58H168ZM171 57H172V59H171ZM175 57V58H174ZM27 58H28V60H27ZM83 58V59H82ZM86 58V59H85ZM154 58V59H153ZM11 59V60H10ZM61 59L63 60V61H61ZM69 59V60H68ZM90 59H92V60H90ZM116 59V60H115ZM158 59L160 62H158V61H156V60ZM14 60V61H13ZM27 60V61H26ZM71 60V61H70ZM81 60V61H80ZM85 60V61H84ZM1 61H3L4 62V64H5V66L3 65V62H1ZM53 61V62H52ZM91 61V62H90ZM162 61V62H161ZM9 62V63H8ZM14 62V63H13ZM72 62V63H71ZM76 62H79L78 64L76 63ZM86 62V63H85ZM88 62V63H87ZM255 62V61H254ZM60 63V64H59ZM61 63H62V67L60 66L61 65ZM84 63V64H83ZM160 63V64H159ZM257 63H258V65H257ZM88 64H90V66L88 65ZM171 64V65H170ZM257 66H256V65ZM260 64H262V63H260V62H258V61H256V63H252V65H254L255 67H261L260 66ZM31 65V66H30ZM129 65V66H128ZM158 65V66H157ZM160 65V66H159ZM2 66H4V67H2ZM64 66H66V68L64 67ZM97 66V67H96ZM121 66V67H120ZM125 66V67H124ZM163 66H164V68H163ZM172 66V67H171ZM263 66V65H262ZM77 67V68H76ZM102 67V68H101ZM123 67V68H122ZM156 67V68H155ZM157 67H159V68H157ZM170 67V68H169ZM180 67V69H182V67H181V65L179 66ZM257 68V69H261V68ZM0 68V69H1ZM5 68V69H6ZM62 68V69H61ZM67 68H70L71 70H67ZM90 68V69H89ZM152 68H153V71H152ZM164 70H163V69ZM168 68V69H167ZM172 68V69H171ZM1 69V70H2ZM4 69V70H5ZM31 69V70H30ZM38 69V70H37ZM62 70L64 73L63 74H61L60 75V73H61V71L60 70ZM85 71H84V70ZM132 69V70H131ZM155 69H156V71H155ZM160 69V70H159ZM171 69V70H170ZM4 70H3V72H4ZM7 70H5L6 72H2V73H0V94L3 92V93H16V92H18V89H16V88H18L17 87V85H13L11 82H12V78H5V76H7L8 75V73L10 72L9 70H8V72H7ZM34 70V71H33ZM37 70V71H36ZM69 71L68 72V74H69V76H68V74H67V76L69 77H65L64 75H65V71ZM75 70V71H74ZM101 70V71H100ZM103 70V71H102ZM120 70V71H119ZM60 71V72H59ZM79 71V72H78ZM88 71V72H87ZM122 71V72H121ZM1 72V71H0ZM77 72V73H76ZM93 72V73H92ZM115 72V73H114ZM121 72V73H120ZM107 73V74H106ZM131 73V74H130ZM134 73V74H133ZM136 73V74H135ZM148 73V74H147ZM2 74H3V76H2ZM6 74V75H5ZM72 74V75H71ZM76 74H79V75H77V77L75 76ZM87 74V75H86ZM111 74V75H110ZM126 74V75H125ZM165 76H164V75ZM5 75V76H4ZM59 75V76H58ZM71 75V76H70ZM89 75V76H88ZM120 75V76H119ZM137 75V76H136ZM153 75V76H152ZM55 76V77H54ZM60 76H63L66 80H64V79H62V80H60V79H58V77H60ZM98 76V77H97ZM126 76V77H125ZM134 76V77H133ZM150 76V77H149ZM167 76V77H166ZM168 76H169V78H168ZM50 77H54L53 79H55V80H53L52 78H50ZM72 77H75V78H72ZM82 79V81H80L81 79ZM96 77V78H95ZM115 77V78H114ZM32 78H34V79H32ZM67 78H68V80H67ZM70 78H72V79H70ZM77 78H79L78 80H77ZM98 78V79H97ZM118 80H117V79ZM124 78V79H123ZM137 78V79H136ZM152 78L154 79V80H152ZM11 79V80H10ZM70 79V80H69ZM86 79V80H85ZM105 79V80H104ZM109 79H112V80H109ZM125 79H127V81H125ZM148 79V80H147ZM28 80V81H29ZM51 80V81H50ZM53 80V81H52ZM64 80V81H63ZM76 80V81H75ZM97 80V81H96ZM102 80V81H101ZM165 80V81H164ZM171 80V81H170ZM179 80V81H178ZM11 81V82H10ZM34 81V82H33ZM35 81H37L36 82V85H35ZM49 81V82H48ZM62 83H61V82ZM71 81V82H70ZM113 81V82H112ZM115 81H118V83L116 82L115 84H114V82ZM146 81V82H145ZM155 81V82H154ZM259 81V82H258ZM53 82V83H52ZM64 82V83H63ZM78 82V83H77ZM79 82H80V84H79ZM91 82V83H90ZM97 82V83H96ZM110 82V83H109ZM120 82V83H119ZM138 82V83H137ZM147 82H149V83H147ZM170 82V83H169ZM172 82V83H171ZM257 83H256V85L258 84V86L260 87L261 85L264 87V74H261V71H260V80H257L256 81ZM32 83H34V84H32ZM51 83V84H50ZM67 83H68V85H69V88H68V85H67ZM70 83V84H69ZM75 83H76V85H75ZM90 83V84H89ZM93 83V84H92ZM106 83V84H105ZM113 83V84H112ZM130 83V84H129ZM141 83V84H140ZM154 85H153V84ZM178 83V84H177ZM64 84V85H63ZM123 85V87L121 86V85ZM146 84H148V85H146ZM175 84V85H174ZM255 84V81L253 82V85H252V82H251V86L253 87V86H255L256 87V85H254ZM6 85H7V87H6ZM32 85V86H31ZM50 87H49V86ZM51 85H52V87H51ZM64 87H63V86ZM86 85V86H85ZM95 85H97V87L95 86ZM102 85H104V86H102ZM114 85V86H113ZM116 85V86H115ZM117 85H119V86H117ZM128 85V86H127ZM173 85H174V87H173ZM34 86V87H33ZM63 88H62V87ZM74 86V87H73ZM113 86V87H112ZM125 86V87H124ZM133 86V87H132ZM142 86V87H141ZM156 86V87H155ZM170 86H171V88H170ZM32 87V88H31ZM59 87L60 88H62V90L61 89H59ZM70 87H72V88H70ZM79 87V88H78ZM90 87V88H89ZM98 88L99 89V91H98V89H96V88ZM110 87H112V88H110ZM127 87V88H126ZM134 87H136V88H134ZM145 87V88H144ZM151 87H153V88H151ZM255 87H254V89H255ZM89 88V89H88ZM118 90H121V91H115L116 89ZM121 88V89H120ZM124 88V89H123ZM160 88V89H159ZM257 88V87H256ZM30 89V90H29ZM74 89V90H73ZM89 91H88V90ZM91 89H93V90H95V91H92ZM114 89V90H113ZM154 89V92L152 91ZM14 90H16V91H14ZM80 90V91H79ZM108 90H110V91H108ZM159 90L160 91H162V93L161 92H159ZM9 91V92H8ZM13 91V92H12ZM26 91V92H25ZM30 91H32V92H30ZM47 91H49V92H47ZM69 91V92H68ZM71 91V92H70ZM74 91V92H73ZM76 91H77V93H76ZM87 91V92H86ZM112 91V92H111ZM123 91V92H122ZM126 91H127V93H126ZM145 91V92H144ZM157 91V92H156ZM24 92H25V94H24ZM27 92H28V94H27ZM91 92H93V93H91ZM101 94H99V93ZM105 92H106V94H105ZM115 92V93H114ZM122 92V93H121ZM125 92V93H124ZM136 92V93H135ZM154 94H153V93ZM31 93V94H30ZM38 93V94H37ZM70 95H69V94ZM73 93V94H72ZM82 93V94H81ZM90 93V94H89ZM94 93H96V94H94ZM112 94V93H114L115 95H117V97L119 98V96L121 97V99H122V101L119 99H113L114 97H113V94L111 95V97H110V94ZM119 93H121V94H119ZM139 93V94H138ZM148 95H147V94ZM158 93L161 95H159V98H157L158 97ZM72 94V95H71ZM79 96H78V95ZM85 94H86V97H85ZM94 94V95H93ZM100 96H99V95ZM109 94V95H108ZM118 94H119V96H118ZM123 94V95H122ZM136 94V95H135ZM146 94V95H145ZM155 94H157V95H155ZM80 95H82L81 97H80ZM92 95V96H91ZM106 95V96H105ZM122 95V96H121ZM141 95V96H140ZM144 95V96H143ZM153 95V96H152ZM24 96H27V97H24ZM42 96V97H41ZM98 96H99V98H98ZM104 96H105V98H104ZM109 96V97H108ZM125 96H126V98H125ZM157 96V97H156ZM166 96L168 97V98H166ZM259 97H260V99H262V101L259 99V97H257L256 96V99L258 100L257 102H258V104L260 105V106H263V104H264V96L261 94H259L258 95ZM69 97V98H68ZM79 97V98H78ZM91 97V98H90ZM96 99H95V98ZM146 99H145V98ZM41 98V99H40ZM43 98V99H42ZM74 98V99H73ZM84 98V99H83ZM93 99V101H91L90 99ZM97 98H98V100H97ZM101 98V99H100ZM111 100H110V99ZM139 98V99H138ZM142 98H144V99H142ZM81 99V100H80ZM87 99L88 100H90L91 102V104L90 103H88L87 102ZM142 99V100H141ZM147 99H148V101H151V102H148L147 101ZM25 100H22V102H24V103H26V101ZM84 100H86L85 102H84ZM102 100H103V104H102ZM107 100V101H106ZM110 100V101H109ZM75 101L77 102L76 104H75ZM98 101V102H97ZM123 101H127V103H125V102H123ZM131 101V102H130ZM72 102H73V104H72ZM94 102V103H93ZM105 102H110L109 104V106H106L107 104H105ZM111 102H113L114 103V105H113V103H111ZM120 102V103H119ZM155 102V103H154ZM158 102V103H157ZM262 102V103H261ZM71 103V104H70ZM82 103H83V106H82ZM85 103H87L86 104V107H85ZM161 103V104H160ZM74 104H75V106H74ZM88 104H89V106H88ZM115 104H117V105H115ZM119 104V105H118ZM126 104H128V106L126 105ZM135 104V105H134ZM139 104V105H138ZM92 105V106H91ZM114 107H113V106ZM121 105H123L122 106V108H121ZM2 106V105H1ZM74 106V107H73ZM81 107V108H79V107ZM95 106V107H94ZM105 106V107H104ZM115 106H117V107H115ZM120 106V107H119ZM126 108H125V107ZM72 107V108H71ZM89 107V108H88ZM109 107H111V108H109ZM129 107H131L130 109H129ZM136 107V108H135ZM35 108V109H34ZM75 110H74V109ZM101 108H103L102 109V111H101ZM105 108L108 110H106V113L107 112H109V114H106L105 112H103V110L105 111ZM113 108V109H112ZM117 108V109H116ZM120 108L122 109L121 111H120ZM123 108H125V109H123ZM128 108V109H127ZM150 108V109H149ZM264 109V106L263 107H261V110H262V113H261V117H264V113H263V109ZM1 109H3L2 107H1ZM72 109V110H71ZM87 109V110H86ZM111 109V110H110ZM132 109H133V111H132ZM162 109H164V110H162ZM37 112H36V111ZM77 110V111H76ZM84 110V111H83ZM92 110H94V111H92ZM95 110H96V112H95ZM99 111V113H98V111ZM113 110V111H112ZM128 110V111H127ZM130 110V111H129ZM135 110V111H134ZM1 112H2V110H0ZM40 111V112H39ZM100 111H101V113L103 114V115H101V113H100ZM115 111V112H114ZM123 111V112H122ZM132 111V112H131ZM146 111V112H145ZM165 111V112H164ZM1 112H0V117L3 115V114H1ZM81 112V113H80ZM82 112H84V113H82ZM90 112V113H89ZM114 112V113H113ZM128 112H130V113H128ZM137 112H138V114H137ZM98 113V114H97ZM112 113V114H111ZM118 113V114H117ZM131 113H132V115H131ZM146 113V114H145ZM13 114V115H12ZM78 114H80V115H78ZM87 114V115H86ZM115 114V115H114ZM121 114V115H120ZM106 115H108L107 117L108 118H106ZM119 115V116H118ZM172 115V114H171ZM7 116V115H6ZM12 116L13 117H15L14 119H17V120H19V118H20V120H19V122L22 124V126L20 125V123L18 122V121H14V120H12ZM80 116V117H79ZM82 116V117H81ZM115 116H117V118L115 117ZM128 116V117H127ZM137 116V117H136ZM144 117V119H147V120H144L142 117ZM145 116L147 117V118H145ZM85 117V118H84ZM87 117V118H86ZM101 117V118H100ZM155 117V118H154ZM30 118V117H29ZM90 118V119H89ZM112 118V119H111ZM114 118V119H113ZM120 118V119H119ZM138 118V119H137ZM234 118V117H233ZM1 119V118H0ZM83 119H84V121H83ZM95 119V120H94ZM100 119H101V121H100ZM110 119H111V121H110ZM129 119H130V121H129ZM263 119V118H262ZM2 120V119H1ZM97 120H99V121H97ZM103 120H105V121H103ZM117 120V121H116ZM132 120V121H131ZM144 120V121H143ZM150 120V121H149ZM154 120V121H153ZM83 121V122H82ZM86 121V122H85ZM88 121V122H87ZM96 121V122H95ZM103 121V122H102ZM109 121V122H108ZM115 121V122H114ZM119 121H121V122H119ZM134 121V122H133ZM141 121V122H140ZM143 121V122H142ZM145 121H146V123H145ZM152 121V122H151ZM172 121H174L173 119H170L169 120V123H168V121H166L167 122V124L169 125V127L171 126V129H170V131H169V134L167 135L168 136V139H167V137H166V142H167V144H168V146L167 147H165V149L166 150H164V149H159V150H157V152L155 151V152H153L152 154H154V155H156L157 157H159V156H161V157H166L165 159H168V158H174V159H178L179 157H180V154H181V151L183 150V149H181V146H183L184 148H188V149H186V152H188V156L189 155H191L192 157H195L196 159V161L198 162V166H199V173L197 174L198 176H200V181H201V177H202V173H201V171H202V169H203V167L205 166V164L206 163H204V161L205 160H202L203 158H201L200 156H198L197 154H195V151H196V147L194 146H192V147H185L183 144H184V142L183 141H179V139L178 138H181V137H179V135L180 134H178V132H176V126H174L175 124L172 122ZM239 121H241V120H239V119H237V121H235V123H238ZM263 121H264V119H263ZM82 122V124H80V123ZM85 122V123H84ZM92 122V123H91ZM95 122V123H94ZM119 122V123H118ZM84 123V124H83ZM96 123H99L98 125L96 124ZM101 123V124H100ZM103 123V124H102ZM121 123V124H120ZM125 123V124H124ZM131 123V124H130ZM240 123V122H239ZM89 124H91V125H89ZM105 124V125H104ZM113 126H112V125ZM123 124V125H122ZM145 124H149L148 125V127L147 126H145ZM4 125H6V122H4L3 123V126ZM87 125H88V130L86 129L87 128ZM95 125V126H94ZM100 125V127L99 128H96V127H98ZM102 125V126H101ZM108 125V126H107ZM116 127H115V126ZM130 125V126H129ZM131 125H133V126H131ZM14 126V127H13ZM84 126V127H83ZM86 126V127H85ZM138 126V127H137ZM15 127H17L18 129H19V131H17L18 129H15ZM111 127V128H110ZM114 127V128H113ZM133 127V128H132ZM7 128H10V130H9V133H13V134H11V135H8V132L6 131L7 130ZM82 128V129H81ZM92 128V129H91ZM101 128V129H100ZM118 128V129H117ZM121 128V129H120ZM125 128H129V129H125ZM137 128V129H136ZM11 129H14V131L13 130H11ZM70 129V130H69ZM76 129H78L77 130V134H76ZM80 129L85 133H83L82 131H80ZM83 129H86L85 131L83 130ZM98 129V130H97ZM94 130H96V131H98L97 133H100V135H103V133L107 136H104V137H102V136H100L99 134H96V132L94 131ZM131 130V131H130ZM134 130V131H133ZM139 130V131H138ZM89 131V132H88ZM93 131V132H92ZM108 131V132H107ZM116 131H117V133H116ZM119 131V132H118ZM136 131V132H135ZM141 131V132H142ZM151 131V130H150ZM25 132H27V133H25ZM64 134H63V133ZM74 132V133H73ZM140 132V133H141ZM152 132V131H151ZM171 132H173L175 135L174 136H169L170 135V133ZM262 132H264V131H262ZM15 133H17V134H15ZM80 133V134H79ZM116 135H115V134ZM146 133V134H147ZM243 133V132H242ZM241 133V134H242ZM248 133H251L250 135H252L253 137H251V138H249L250 137V135L248 134ZM113 135V136H111V135ZM248 134V136H246ZM254 134H255V136H254ZM256 134L257 133H255V132H247L246 131V133H243L242 135L244 136V138H243V136L242 135H240V134H238L239 136L237 137L236 136V139L235 138H233V139H235V144L237 145H235L234 144V142H232L233 141V139H231V140H229L230 142H226V141H224L223 139H219L218 138V136L217 135H212V136H210V137H208L207 136V140L211 143H215V145H218L217 147H219V145H223L224 147H226V148H229V149H232L233 148V150H225V148L224 147H222L221 146V149L222 150H225V152L227 153V154H225L226 156H228V161H230L231 159H235V161L234 162H237L238 160H240V158L242 159V161L244 162L245 160V164H248L250 167H252L253 165H254V163H251V162H256L257 161V159H258V155H257V153H256V151H257V149H256V147H257V142H258V136H256ZM13 135V139H12V136ZM21 135V136H20ZM84 135V136H83ZM96 135V137H101L100 139H98V138H96V137H94ZM109 135V136H108ZM118 135V136H117ZM162 135H164L163 133H162ZM264 134L262 133L261 134V141H262V143H264V136H263ZM79 136V137H78ZM115 136V137H114ZM123 136V135H122ZM149 136H151V135H149ZM241 136V137H240ZM78 137V138H77ZM81 137V138H80ZM108 138V139H106V138ZM118 137V138H117ZM131 138L130 140H132V141H130L129 143L132 145H130L131 147V149H130V151L132 152V153H134V151H136V146L138 145V142L137 141H135L134 140V138ZM245 137H247V138H245ZM88 138V139H89ZM103 138V139H102ZM117 138V139H116ZM175 138H177V139H175ZM218 140H217V139ZM241 138V139H240ZM243 138V139H242ZM257 138V139H256ZM8 139V140H9ZM16 139V140H15ZM95 139V140H94ZM98 140V141H97ZM99 140H101V142L99 141ZM107 140V141H106ZM116 140V141H115ZM134 140V141H133ZM177 140V141H176ZM181 140H182V138H181ZM249 142H248V141ZM257 140V141H256ZM109 141V142H108ZM110 141H111V143H110ZM218 141V142H217ZM221 141V142H220ZM244 141H246V142H244ZM77 142V141H76ZM104 143V145H103V143ZM134 142V143H133ZM170 142V143H169ZM182 142H183V144H182ZM225 142V143H224ZM249 143V146L247 145L248 143ZM99 143V144H98ZM108 143H109V145H108ZM219 143V144H218ZM224 143V144H223ZM231 143H233L232 145L233 146H235V147H230V146H232V145H230ZM238 143V144H237ZM75 144V143H74ZM120 144V145H119ZM100 145H102V146H100ZM119 145V146H118ZM133 145H135V146H133ZM179 145V147H177ZM230 145V146H229ZM256 145V146H255ZM110 146V148L112 149L113 147H111ZM244 146V147H243ZM0 147L2 148V146H1V144H0ZM11 147L12 146H10V149H11ZM182 147V148H183ZM0 148V149H1ZM98 148V149H97ZM100 148V149H99ZM164 148V147H163ZM177 148H179V149H177ZM192 148H196L195 150L194 149H192ZM224 148V149H223ZM258 148V147H257ZM97 149V150H96ZM134 151H133V150ZM199 149V148H198ZM219 149H220V147H219ZM220 149V150H221ZM235 149H237V150H235ZM240 149V150H239ZM255 149H256V151H255ZM12 150V149H11ZM164 152H163V151ZM200 150V149H199ZM199 150H197V151H199ZM248 150V151H247ZM145 151V150H144ZM143 151V152H144ZM190 151H192L193 152V154H192V152L190 153ZM196 151V152H197ZM264 151V150H263ZM94 152H92L93 154H96V155H98L97 153H94ZM117 153V154H115V153ZM200 152V151H199ZM198 152V153H199ZM249 152V153H248ZM234 153V154H233ZM243 153H244V155H243ZM246 153V154H245ZM115 154V155H114ZM144 156H142L143 157V159L139 156V158H137V159H140V160H138V163L139 164H142V166H140V167H142V170L140 171V167H138V168H140V169H134L131 173H129V176H128V178H130L129 179V182H128V178L125 180V181H127V182H123V183H118L117 181H116V179L113 177L112 178V185H114V186H112V187H115L114 189H113V194H112V198H111V201H110V203L111 202H113V204H112V206L113 207H115V209H118V210H120V211H125V212H123V213H125L130 219H129V221L130 222H132V220H134L133 219V217L134 218H137V217H139V218H137V219H135V220H137V222H138V220H139V222H138V224H136L137 222L134 220V224H135V228H136V233L139 231V232H141V233H139L138 232V234H135V240L136 241H138L139 240V238H141V241L139 240L138 241V243L137 242H135L134 244H135V246H136V248H137V251L139 250V251H141V252H137V256H136V262H138L137 264H157V261H158V264H160V259L157 257V259H155L156 257L154 256V255H152L153 253H154V250H156L158 247V245L159 246H162V244L164 245L165 243L166 244H168V253L172 256H174L175 254H177V252L178 253H180V252H185V253H188V256L187 257H189L188 258V261L191 263V264H196L197 263V259L199 258V252L197 251V248H195V243H196V237H195V235H194V233L193 234H191L192 232H193V230H192V225H193V217H192V215H190L191 214V211H190V207H189V205H191V202H190V200L187 198V199H183V201H182V199H180V190H182V189H185V188H187L188 186H187V180L185 179V178H183V175H178L177 174V178H178V188H177V190L174 192V194H171L172 196H169L170 194H168V193H166V195H164L163 197H165L164 198V200L167 198L166 196H169V197H172L171 199H173V196H174V200H170V201H168V199H170V198H168V199H166L165 200V203H166V209H165V212H168V214H169V216L166 218H164L163 217V215H164V212H162V213H159L154 207H152V206H154V204L151 202L152 200H149V199H151V197L149 196V192L147 193V189H146V187L147 186H144V185H149V184H151V182H149V181H151L152 180V182H153V175H152V172H151V170L149 171V169H148V166L147 165H145V163L147 162V158H148V156H149V154L147 155V151H145L144 153H142ZM170 154V155H169ZM234 156H233V155ZM256 154V155H255ZM111 155H112V158H110L111 157ZM229 155H231L232 156V158H230V156ZM247 155V156H246ZM249 155V156H248ZM136 156V155H135ZM191 156H189V157H191ZM114 157V158H113ZM234 157V158H233ZM249 157V158H248ZM252 157V158H251ZM239 158V159H238ZM244 158V159H243ZM259 159H260V161H259ZM258 159V163L256 162V165H254L252 168L255 170V166H257L258 167V165L260 164H262L261 166L262 167H264V153L261 155V157ZM249 160H251V161H249ZM112 161V162H111ZM241 161V160H240ZM231 162H233V161H231ZM247 162H249V163H247ZM161 164H163V165H166V161H163V163H161ZM202 164H204V165H202ZM258 164V165H257ZM64 164H62V170H63V172L65 173V176L68 174V173H70L71 171H70V169L69 170H67L66 168H65V166H63ZM15 166H17V164L16 165H14V167ZM147 166V167H146ZM64 167V168H63ZM202 167V168H201ZM255 167V168H254ZM110 169H112L111 167H110ZM67 170V171H66ZM148 170V171H147ZM14 171H15V169H14ZM69 171V172H68ZM134 172V173H133ZM143 172V173H142ZM148 172V173H147ZM149 172H151V173H149ZM67 173V174H66ZM136 173V174H135ZM141 174V175H140ZM149 174H150V177H149ZM201 174V175H200ZM239 174V173H238ZM143 175V176H142ZM220 175V174H219ZM71 176V177H70ZM221 176V175H220ZM218 177V175H217V177H218V179L219 180H221L222 179V176L221 177ZM240 176V175H239ZM67 178V180H69V181H72V182H74L77 178H76V176L75 175H73L72 173H70L69 175H67L66 176ZM68 177H69V179H68ZM72 177H74V178H76V179H74V178H72ZM133 177H134V179H133ZM139 178V185H141V187H140V192H135V190H137V187H135L134 185H133V180H135L136 178ZM144 177V178H143ZM208 177V176H207ZM217 177L215 176L214 177V175H212V179L211 180H209L210 178L208 177V179H206V182L207 181H210V182H212V183H206L205 182V184L207 185V194H205V192H203V199L202 200H204V202H205V200H206V206H207V211H206V216H205V219H204V232H205V244H206V246H207V248H208V256H209V264H224V263H226L227 264V262H225V260H226V257H223V256H225L226 255V250H225V246H224V250L223 251H221L220 253H219V251L218 250H216V252H215V245H216V241H214V238H215V240H216V238L218 237V239L220 238V237H222V239L226 242V240H227V238H228V236L231 234V236H232V239L234 240V243H235V245H236V247L238 248V246H240L241 247V245H242V247H241V249H239L238 248V250H239V263L240 264H254V262H252V261H248V258L247 257H245V253H246V251L245 250H243V249H246L247 247L249 248V247H251L252 246V244H253V246H255V247H253L254 249L256 248V252H257V254L259 255H261V256H264V236H262V235H259V233H263L264 234V225H262L261 224V227H260V225H259V223H253V225H251V223H250V221H248L249 220V216L250 215H252L253 214V212H254V214H257V207L256 206H252V202H251V199L248 197V195L247 194H244V196L246 197L247 196V198L245 199V197L243 196V200H241L240 202L242 203V205H240L241 203L239 202V205L241 206V208L243 209H241L240 207H238L239 209H241L243 212H241V210H240V212L241 213H239V210L237 211L238 212V216H240V215H242L241 216V218H238V219H240V220H236V221H231L232 219H228V220H226L227 218H226V213L225 212H227V210L226 211H222V209L223 208H220V210L221 211H219L218 212V209L219 208H217L218 206H221L222 205V202H221V200H223V195L221 196V194H220V189L218 188V186L219 185H217V184H219L218 182H219V180H217ZM71 178V179H70ZM215 178V179H214ZM224 178V177H223ZM73 179V180H72ZM146 179V180H145ZM149 181H148V180ZM183 179V180H182ZM258 179V178H257ZM140 180H142V181H140ZM184 182V184H183V182ZM259 180V179H258ZM132 181V182H131ZM149 183H148V182ZM156 181V182H155ZM162 180H160V179H158V178H156V179H154V183L155 184H157V185H159V187H160V190H161V192H163V194H165V192H166V190H165V187L163 186H160V185H162V182H161ZM76 182V181H75ZM131 182V183H130ZM142 182H143V184H142ZM145 182V183H144ZM159 182V183H158ZM242 182V181H241ZM255 182H257V181H255ZM118 185H117V184ZM127 185H126V184ZM130 183V184H129ZM161 183V184H160ZM244 183V184H243ZM125 184V185H124ZM180 184V185H179ZM239 184H240V182H239ZM238 184V185H239ZM132 185V186H131ZM212 185H214V186H212ZM242 185H245V182L243 181L241 184H240V187H242V188H244ZM131 186V187H130ZM127 187V188H126ZM135 187V188H134ZM215 187V188H214ZM127 190H126V189ZM131 188H133V190H131ZM214 188V189H213ZM246 188V187H245ZM164 189V190H163ZM218 189H219V191H218ZM65 189H62V187H60V190L59 191H64ZM116 191V192H115ZM121 191V192H120ZM123 191V192H122ZM12 192V193H11ZM10 193L11 194H13L14 192L13 191H11ZM125 192H128V193H125ZM244 192V191H243ZM9 193V194H10ZM60 193H62V192H60ZM115 193V194H114ZM137 193V194H136ZM145 193H147L148 195H146ZM75 194L77 195V196H79V193H77V192H75ZM126 194V195H125ZM142 195L143 196V194H145L144 195V197L146 198V209H148L147 210V212L145 211V209H143V205H141L140 203H139V201H138V196H136V195ZM176 194H177V196L179 197V199H177V196H176ZM117 195V196H116ZM121 195V196H120ZM220 195V196H219ZM21 196H23V194H21ZM116 198V199H114V197ZM124 196V197H123ZM147 196H149V198H147ZM122 197V198H121ZM126 197H128V198H126ZM117 198H120V199H118L117 200ZM130 198V199H129ZM127 199H128V201H127ZM177 199V200H176ZM248 199L250 200V201H248ZM115 200V201H114ZM117 200V201H116ZM132 200V201H131ZM149 200V204H147V201ZM177 202H176V201ZM212 200V201H211ZM245 200H247L248 201V203L246 202L245 203ZM127 201V202H126ZM169 203H168V202ZM173 201V202H172ZM182 201V202H181ZM122 202V203H121ZM130 202H131V204H130ZM170 202H171V204H170ZM215 202V203H214ZM66 202H63V203H60V205H62V206H65V208H63L64 210H62L60 207H62V206H57V205H55L56 207H58L57 209L58 210H54V208H53V210L51 211V213H53L54 212V216L52 217V215L53 214H50V220L49 219H47L45 222H46V226L42 229V231L44 232H41L40 233V235H42V236H40L39 237V240H40V242L41 243H48V240H49V236H53V235H58L59 233H62L64 230H65V227H66V225H64V223H63V221H64V219H66L67 218V216H68V218H69V215H66V214H69L70 212H72L71 213V215H73V217L75 216V217H77L78 215H79V213H78V208L80 207V205H78V208H76V206L77 205H75L74 203H66ZM119 203V204H118ZM153 205H152V204ZM190 203V204H189ZM212 203V204H211ZM217 203V204H216ZM121 204H122V206H121ZM128 204V205H127ZM134 204V205H133ZM168 204H170L169 206H171V208H169L168 207ZM176 204V205H175ZM178 204H179V206H178ZM182 204V205H181ZM189 204V205H188ZM219 204H221V205H219ZM247 204V205H246ZM250 204V205H249ZM8 205H11V204H8ZM7 205V203H3L2 204V206H4L5 207V209L7 208V207H9ZM71 207H70V206ZM124 205H125V207L126 206H129L130 207V209L131 210H129V207H124ZM132 205V206H131ZM142 206V208H141V206ZM147 205H150V206H147ZM175 205V206H174ZM238 205V206H239ZM70 208H69V207ZM107 205L106 204H104V206L103 205H101L100 207H99V209H97V208H93V206L92 207H87L88 208V210H86L85 211V209H84V211L85 212H87V213H85V214H87L86 216H82L83 217V219H90L91 218V220L92 219H94V222H98V223H100V221H104L105 220V214L103 213V216H101L102 214H101V212H103L104 210H106L107 209V207H106ZM117 206H118V208H117ZM121 206V207H120ZM135 206H136V208H135ZM176 206H178V207H176ZM212 206V207H211ZM217 206V207H216ZM14 206H12L11 205V207H9L8 208V210H9V212H8V214H10L9 216H6V217H8V218H4L5 220L3 221V224L6 226V227H8V230L11 232V229L13 228V230H15V228H16V230L17 229H21L22 227H24V225H27L28 224V222L29 223H31L30 221H28V220H23V222H22V226L20 225V226H18L21 222H20V220H19V223H18V217L17 216H15V214L13 213V212H15V210H16V208H13ZM82 207V206H81ZM151 207V208H150ZM183 207V208H182ZM217 209H216V208ZM222 207V206H221ZM253 207V208H252ZM67 208V209H66ZM76 208V211H74V209ZM86 208V209H87ZM90 208V209H89ZM91 208H93V210L91 209ZM121 208H122V210H121ZM215 208V209H214ZM247 208V209H246ZM252 208V209H251ZM65 209L67 210V213H66V211H65ZM71 209H73L72 211H71ZM94 209H97V214H96V212H94ZM103 211H102V210ZM126 209V210H125ZM152 209H154V210H152ZM225 209V208H224ZM223 209V210H224ZM248 209H250V210H252V213H247V210ZM7 210V211H8ZM12 210H14V211H12ZM61 211V212H59V215H58V211ZM135 210H137V211H135ZM144 212H143V211ZM156 210V211H155ZM180 210H182V211H180ZM10 211H12V213L10 212ZM26 211V210H25ZM62 211H64V212H62ZM90 211L92 212V213H90ZM96 211V210H95ZM129 211H133V212H129ZM210 211V212H209ZM211 211H215V213L213 214V212H211ZM249 211V210H248ZM24 211L23 210H21V213H23ZM94 212V213H93ZM218 212V213H217ZM221 212H223V213H221ZM244 212H245V214H244ZM250 212V211H249ZM55 213H57V215L55 214ZM63 213V214H62ZM64 213H66V214H64ZM74 213V214H73ZM129 213H131V214H129ZM137 213H139V214H137ZM146 213V214H145ZM150 213V214H149ZM189 213V214H188ZM228 213V212H227ZM7 214V215H8ZM91 214V215H90ZM100 216H99V215ZM124 214V215H125ZM144 214V215H143ZM158 214H160L159 216H161V214H162V218L161 217H159L158 216ZM182 214V215H181ZM184 214H185V216H184ZM221 214H223V215H225L224 217V221H229V223H226V222H224L225 224H221L220 222H222V218H220V216H221ZM89 215V217L87 218V216ZM97 215V216H96ZM138 215V216H137ZM140 215V216H139ZM142 215V216H141ZM222 215V216H223ZM244 215H246V218H244ZM247 215H249V216H247ZM55 216H56V219H55ZM61 216L62 217H64V218H61ZM137 216V217H136ZM154 216V217H153ZM165 216V215H164ZM180 216V217H179ZM183 216H184V218H183ZM211 216V217H210ZM221 216V217H222ZM10 217V218H9ZM12 217V218H11ZM15 219H14V218ZM74 217V218H75ZM95 217H96V219H99V220H95ZM142 217V218H141ZM144 217V218H143ZM146 217V218H145ZM188 219H186V218ZM242 217L244 218V220H247V221H244V220H242ZM251 217V216H250ZM54 218V219H53ZM60 218L62 219V220H60ZM67 218V219H68ZM103 218V219H102ZM181 218V219H180ZM183 218V219H182ZM17 219V220H16ZM65 220V222H68V220ZM101 219V220H100ZM132 219V220H131ZM162 219V220H161ZM186 219V220H185ZM217 219V220H216ZM54 220H56V221H54ZM177 220H178V222H177ZM207 220H208V222H207ZM212 220V221H211ZM234 220V219H233ZM28 221V222H27ZM47 221H49V222H47ZM58 221V222H57ZM60 221H62V222H60ZM184 221H185V223H184ZM191 221V222H190ZM220 221V222H219ZM232 223H231V222ZM18 223V225L17 226H15V224H17ZM25 222H26V224H25ZM44 222V223H45ZM57 222V223H56ZM180 222H181V224H180ZM187 222V223H186ZM216 224V225H221L222 226V228H223V230H224V232H223V230L221 231V235H219V234H216V231L214 230V229H212V228H214V227H216V226H214L213 227V225H215L214 223ZM247 222V223H246ZM2 223V222H1ZM12 223V224H11ZM24 223V224H23ZM51 223V224H50ZM55 223V224H54ZM91 223H93V220H92V222ZM147 223V224H146ZM154 223V224H153ZM184 223V224H183ZM189 223H191V225H189ZM3 224H0V226H2ZM11 224V225H10ZM59 224V225H58ZM153 224V225H152ZM167 224H169V227H170V229H171V232H169L168 230H167ZM176 224V225H175ZM210 224V225H209ZM211 224H212V227H211ZM243 224V225H242ZM264 224V223H263ZM2 226V227H0V231H1V229L3 228V229H5V226ZM14 225V226H13ZM51 225H53V226H51ZM165 225V226H164ZM175 225V226H174ZM181 225H184V226H182L181 227ZM185 225H188V232H186V230L187 229H185ZM241 225V226H240ZM251 225V226H250ZM256 225H257V227H256ZM47 226H50V227H47ZM64 226V227H63ZM94 226L95 225H93L91 228H90V230H92V232L94 233V234H92V232L90 233V235H95L97 232H95L96 230H97V228L95 227L94 228ZM149 226V227H148ZM153 228H152V227ZM157 226V227H156ZM234 226H235V228H234ZM248 226V227H247ZM250 226V227H249ZM12 227V228H11ZM15 227V228H14ZM17 227H19V228H17ZM53 227V228H52ZM55 227V228H54ZM58 227V228H57ZM61 227H63V228H61ZM181 227V229H178V228H180ZM47 230H46V229ZM57 228V229H56ZM95 229V231H94V229ZM146 228V229H145ZM190 228V229H189ZM221 228V229H222ZM251 228H252V231H254V232H251L250 230H251ZM253 228H254V230H253ZM55 229V230H54ZM148 229V230H147ZM150 229V230H149ZM241 229V230H240ZM250 229V230H249ZM261 229V230H260ZM12 230V231H13ZM48 230H49V232L50 233H48ZM152 230V231H151ZM175 230V231H174ZM189 230L191 231V233L189 232ZM243 230V231H242ZM248 230V231H247ZM57 231V232H56ZM59 231V232H58ZM61 231V232H60ZM89 231V230H88ZM178 231H180V232H178ZM212 231V232H211ZM214 231V232H213ZM231 231V232H230ZM259 231H261V232H259ZM263 231V232H262ZM46 232H47V234H46ZM52 232V233H51ZM90 232V231H89ZM144 232H146V233H144ZM223 232V233H222ZM239 232H241V233H239ZM243 232V233H242ZM248 232V233H247ZM13 233H15V232H13ZM54 233H56V234H54ZM58 233V234H57ZM154 233V234H153ZM180 233V234H179ZM188 235V238H187V235ZM230 233V234H229ZM251 233H254V234H251ZM12 234V233H11ZM140 234V235H139ZM149 234V235H148ZM44 235H45V238H44ZM145 235V236H144ZM175 235V236H174ZM177 235V236H176ZM190 235V236H189ZM208 235H209V237H208ZM141 236V237H140ZM212 236V237H211ZM224 236H226V238L224 237ZM44 239H46V237H47V239L46 240H44ZM143 237V238H142ZM152 237V238H151ZM154 237H155V239H154ZM177 237V238H176ZM190 237V238H189ZM42 238V239H41ZM146 238V239H145ZM148 238V239H147ZM158 238V239H157ZM179 238V239H178ZM190 240V242L187 240ZM212 238V239H211ZM209 239H210V241H209ZM217 239V240H218ZM240 239V240H239ZM259 239V240H258ZM43 240L45 241V242H43ZM150 240V241H149ZM174 240V241H173ZM189 242H187V241ZM193 240V241H192ZM239 240V241H238ZM252 240H254L253 241V243H251V245L249 244L250 242H252ZM148 241H149V243H148ZM162 241V242H161ZM249 241V243H247ZM259 241V242H258ZM263 241V242H262ZM178 242H180V243H178ZM40 243V244H41ZM73 243V242H72ZM137 243V244H136ZM140 243V244H139ZM145 244V246L143 245V244ZM192 245H191V244ZM212 243V244H211ZM215 243V244H214ZM222 243H224L223 241H222ZM255 243V244H254ZM258 243V244H257ZM45 244V245H46ZM142 244V245H141ZM148 246H147V245ZM158 244V245H157ZM177 244V245H176ZM179 244V245H178ZM241 244V245H240ZM248 245V246H245V245ZM43 244H41L40 246H42ZM45 245H43L40 249V251H41V253L40 254H42V255H38V262H39V264H46L47 263V260H46V258H44V259H40V258H43V256H45L46 257V251H48V250H46L47 248V245H46V247H45ZM218 245V244H217ZM225 245V244H224ZM250 245V246H249ZM147 246V247H146ZM154 246V247H153ZM156 246V247H155ZM193 248H192V247ZM220 246H222L223 247V244L221 245L220 244ZM260 246V247H259ZM44 247V248H43ZM141 247H143V248H141ZM189 247V248H188ZM42 248H43V250H42ZM153 248V249H152ZM166 248V249H167ZM184 248H185V250H184ZM192 248V249H191ZM213 248V249H212ZM259 248V249H258ZM144 249V251L146 252V254H145V252L143 251L142 252V250ZM179 249V250H178ZM183 249V250H182ZM191 249V250H190ZM46 250V251H45ZM147 250H148V252L149 253H147ZM178 250V251H177ZM214 250V251H213ZM46 252L45 254H43V252ZM176 251V252H175ZM211 251V252H210ZM217 251H218V254H217ZM91 252H92V250L90 251L89 250V252L88 253H90L91 254ZM152 252V253H151ZM224 252H225V254H224ZM262 252V253H261ZM49 253V252H48ZM139 253H140V255H139ZM214 253V254H213ZM216 253V254H215ZM221 253H223V254H221ZM90 254H88V255H90ZM142 254H144V255H146L147 256V259H145L146 258V256H144V255H142ZM148 254H151L150 256H148ZM193 254V255H192ZM211 254H213V255H211ZM263 254V255H262ZM191 255L193 256L192 258H191ZM214 255H216V257L214 256ZM223 255V256H222ZM141 256V257H140ZM144 256V257H143ZM152 256H154V257H152ZM214 257H215V259H214ZM221 257H223V258H221ZM140 259V262H139V259ZM144 258V259H143ZM149 258H151V259H149ZM154 258V259H153ZM247 258V259H246ZM217 259V260H216ZM42 260V261H41ZM44 260V261H43ZM46 260V261H45ZM138 260V261H137ZM145 261V262H142V261ZM149 260V261H148ZM156 261V263H155V261ZM195 260V261H194ZM222 261V262H221ZM42 262V263H41ZM142 262V263H141Z\"/></svg>",
	"mask_w": 264,
	"mask_h": 264
}]
</instances>
